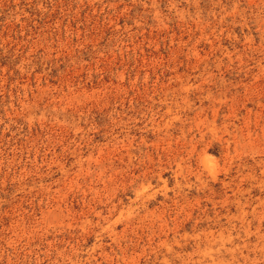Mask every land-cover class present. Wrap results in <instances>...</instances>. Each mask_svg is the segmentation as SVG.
Instances as JSON below:
<instances>
[{"label":"rangeland","instance_id":"rangeland-1","mask_svg":"<svg viewBox=\"0 0 264 264\" xmlns=\"http://www.w3.org/2000/svg\"><path fill=\"white\" fill-rule=\"evenodd\" d=\"M0 264H264V0H0Z\"/></svg>","mask_w":264,"mask_h":264}]
</instances>
